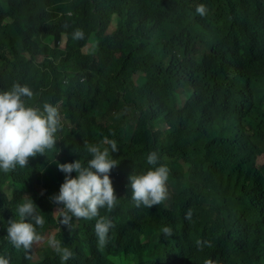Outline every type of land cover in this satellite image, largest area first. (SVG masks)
Segmentation results:
<instances>
[{
  "label": "trees",
  "instance_id": "obj_1",
  "mask_svg": "<svg viewBox=\"0 0 264 264\" xmlns=\"http://www.w3.org/2000/svg\"><path fill=\"white\" fill-rule=\"evenodd\" d=\"M221 2L225 11L219 25L193 39L200 61L180 52L183 13L159 12L173 49L152 58L149 76L139 86L117 94L108 84L117 71L116 60L100 46L90 55L80 52L90 29H80L79 15L66 13L78 11L79 2L0 0V80L38 83L47 100L63 99L71 123L55 134L56 149L30 157L26 167L0 170V205L8 202L10 189L15 204L30 196L46 225L58 222L54 212L63 205L51 198L59 194L66 174L57 164L79 159L85 164V144L110 147L102 143L107 138L119 148L112 179L117 206L101 210L116 221L108 243L97 248L93 230L98 217L85 224L73 217L77 227L64 233L81 242L83 232L97 264H116L111 256L133 257L134 264H200L209 258L221 264H264V165H256L264 153V111L251 107L255 100L244 91L227 110L229 95L223 88L230 85L227 67L242 66L251 49L264 59V0ZM77 29L84 39H73ZM63 35L69 39L64 51L57 44ZM219 37L206 59V42ZM63 54L72 65L54 73L53 62ZM189 64L196 71L184 77ZM240 82L234 79L231 88ZM152 151L166 157L158 164L169 168L166 186L171 192L150 209L135 205L129 177L154 167L147 164ZM189 209L191 221L185 219ZM164 227L172 229L171 237L163 235ZM198 239L212 246L201 251ZM8 250L15 263L21 262V253Z\"/></svg>",
  "mask_w": 264,
  "mask_h": 264
},
{
  "label": "clouds",
  "instance_id": "obj_2",
  "mask_svg": "<svg viewBox=\"0 0 264 264\" xmlns=\"http://www.w3.org/2000/svg\"><path fill=\"white\" fill-rule=\"evenodd\" d=\"M67 1L80 3L78 11L66 13L69 16L79 15L82 20L79 28L90 29L80 52L90 55L100 46L116 60L118 68L114 79L108 84L117 94H124L139 86L149 76L152 58L173 49L171 37L163 28L159 12L183 13V34L178 41L180 52L188 53L200 61L201 55L193 47V39L216 28L220 14L225 11L221 0ZM3 7L0 4V12ZM80 29L74 31L73 39H84V32ZM220 39L206 42V59H210ZM91 40L95 43L93 49L85 52ZM68 41L63 35L57 44L64 51ZM47 42L53 45L52 40ZM71 65V60L63 54L59 61L53 62V71H65ZM196 68L187 65L184 77L191 76ZM227 69L230 72V85L223 86L229 95L227 110L230 111L237 103L238 92L244 91L255 100L251 107L256 104L264 111V98L261 96L264 89V59L251 49L242 66H230ZM236 78L241 79V82L233 89L231 84ZM65 126L71 127V123L64 111L63 99L47 100L45 91L39 88L38 83H13L10 78L0 80V170L4 173L14 170L17 165L26 167L30 157L56 149L55 134ZM102 143L110 147L85 144L89 153H85V164L80 159L57 164L66 175L59 194L51 198L54 203L63 205L54 212L58 213L59 218L54 224L46 225L35 199L26 195L15 204L17 198L11 196L10 189L7 190L8 202L0 205V264H97L83 232L81 242L65 238L64 233L77 227L72 223L73 217L82 219L75 221L79 224L98 217L93 231L97 237V248L103 250L101 248L108 243L110 229L115 227L114 216L101 210L106 208L111 212L117 206L118 197L112 179L117 176L114 167L119 164L116 160L119 148L115 140L105 138ZM162 157L160 152H150L147 164L154 167L145 173L130 175L132 200L137 207L143 205L151 209L167 200L171 192L166 186L169 168L158 164ZM256 165L259 168L264 165V153L257 157ZM73 172L77 173L75 177L72 176ZM192 216V210L189 209L185 219L191 221ZM161 231L166 238L173 235L170 227H164ZM195 244L201 251L204 247L212 246L210 241L199 239ZM8 249L21 253V262L15 263ZM110 259L116 264H134L133 257L111 256ZM200 264H221V261L209 258Z\"/></svg>",
  "mask_w": 264,
  "mask_h": 264
},
{
  "label": "rangeland",
  "instance_id": "obj_3",
  "mask_svg": "<svg viewBox=\"0 0 264 264\" xmlns=\"http://www.w3.org/2000/svg\"><path fill=\"white\" fill-rule=\"evenodd\" d=\"M94 44L95 43L93 42V40H91L90 43L88 42V45L86 46V48L84 49V51L85 52H90L93 49Z\"/></svg>",
  "mask_w": 264,
  "mask_h": 264
}]
</instances>
